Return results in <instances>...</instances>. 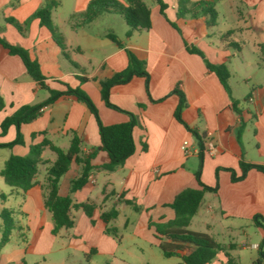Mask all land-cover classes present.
Wrapping results in <instances>:
<instances>
[{"label":"crops","instance_id":"0c3cea01","mask_svg":"<svg viewBox=\"0 0 264 264\" xmlns=\"http://www.w3.org/2000/svg\"><path fill=\"white\" fill-rule=\"evenodd\" d=\"M46 1L50 0H0V36L25 49L38 62L46 79L43 88L29 76L21 58L0 44V98L5 104L0 110V144H11L17 138L15 126L2 134L1 125L6 118L24 106L46 102L50 91H64V84L80 88L91 98L105 126L127 123L130 117L126 113L103 102L100 82L127 68L128 51L145 62L150 75L149 92L142 77H134L111 90V103L137 119L136 151L113 172L100 169L107 157L100 146L94 116L84 103L71 96L59 97L41 109L32 123L22 125L23 144L0 148L1 172L12 155L27 156L31 147L45 140L67 151L77 138L83 155H95L92 164L96 167L87 188L70 193L72 181L81 173V167L74 162L59 185V195L70 196L74 205H96L93 223L82 209L73 207V227L62 228L56 235L51 214L45 208L47 191L39 188L13 193L0 175V195L6 196L4 200L0 198V214L3 209L11 210L17 223L0 252V264H40L41 259L55 252L80 254L88 264H97L98 257L115 264H151L156 259L153 252L146 257L142 247L136 254L125 249L126 235H119V230L124 228L127 232L130 217H134L144 233L142 237L129 234L130 239L143 238L158 249L170 244L156 226L175 218L169 206L179 193L188 188L201 189L195 177L201 160L202 183L211 188L218 185V189L205 193L190 223L189 228L193 229L189 230L207 234L222 248L209 264H264L260 254L264 230L254 223L255 216L264 218V174L251 169L244 180L235 183L228 171L233 169L241 175V162L264 166V0H211L218 14L214 27L207 25V17L201 12L196 17H178V0H163L168 6L167 19L154 0L151 5L143 0L151 12V28L133 31L130 36V28L120 15L104 14L83 24L80 14L91 0H53V24L64 37L66 51L54 42L39 19H32L23 31L12 23L23 25ZM64 9L67 12L61 14L59 10ZM227 32L232 33L226 41ZM108 35H114L117 42ZM230 42L238 48L229 46ZM187 47L199 49L213 65L227 66L230 92L207 68L204 59L190 53ZM80 78L86 81L81 82ZM175 90L186 99L184 122L204 138L203 143L213 140L217 154L204 152L201 158L193 133L175 119L179 103ZM185 141L190 144L191 154L181 149ZM48 153L55 157H47ZM56 158L52 150L45 148L42 160L49 164L40 167L47 171ZM39 173L36 181L44 185L45 179L40 181ZM126 201L135 202L140 210L135 211ZM113 208L119 216L109 226L117 230L118 239L106 234L100 218ZM2 228L0 219V241ZM132 233L138 232L135 229ZM185 247L171 257L162 253L164 264H185L182 256L194 250L190 245Z\"/></svg>","mask_w":264,"mask_h":264},{"label":"trees","instance_id":"16d2710c","mask_svg":"<svg viewBox=\"0 0 264 264\" xmlns=\"http://www.w3.org/2000/svg\"><path fill=\"white\" fill-rule=\"evenodd\" d=\"M159 6L161 14L167 19L166 9L167 4L163 0H154ZM56 6L55 1H46L29 19L25 21L23 25L18 22H13L14 25L21 31L24 27H27L32 19H39L40 24L46 27L54 40V42L63 50L66 51L64 37L58 33L52 20V8ZM211 0H202L199 2H191L190 0H178V17H184L185 15H192L196 17L199 12L207 17V25L214 27L217 25L218 14L213 6ZM104 14H116L124 18L126 24L130 28L128 35L130 36L133 31L149 30L151 28V12L147 4L143 0H91L86 10L80 14L82 17V23L88 24L94 21ZM76 16H73L75 18ZM171 25L177 28L175 23L171 22ZM232 32H227L224 35V39L227 41ZM108 37L117 42V38L114 35H108ZM0 44L9 51L11 55L19 56L23 61L29 76L36 81L43 88L45 86V77L42 75L40 66L37 61L32 60L29 53L16 45H12L0 36ZM229 46L238 48L235 42H230ZM188 51L192 54L201 56L207 68L215 73L219 78L222 86L227 92H230L229 78L230 72L225 65H213L206 58L203 52L195 47H187ZM128 54V66L125 70L117 72L110 79H106L100 82L101 84V96L105 105L113 110L126 113L130 120L127 123L105 126L101 120L98 109L91 100V98L80 88H72L69 85L64 84V91H50L51 97L44 103L38 105H28L19 109L17 112L6 118L1 125L2 134H6L7 130L11 126H15L17 129V138L11 144H0L1 147L11 148L17 144H23V136L20 132V128L24 124L32 123L41 113V109L54 103L61 96H71L77 101L84 103L91 114L94 116L99 129L100 146L102 152L106 154L107 161L100 166V169L113 172L129 159L136 151L134 129L137 126V119L134 115L126 112L117 106L113 105L110 101L111 90L115 86L125 85L129 83L134 77H142L146 81V90L149 92L150 75L146 69V64L140 61L130 51ZM65 56L69 59L68 54L65 52ZM81 82H85V78H80ZM179 96L178 107L175 111V119L187 130L191 131L198 143L199 153L204 154L203 137H200L198 133L190 128L183 120L182 113L187 106L184 95L175 90ZM5 107L3 100L0 98V110ZM81 141L74 138L71 142L70 148L64 151L54 146L50 141L45 140L39 145L31 147V151L27 156L12 155L6 162L4 168L0 172V175L4 178L5 183L11 188V192L23 194L33 189H45L47 191L45 197V208L51 214V219L54 224L53 234L56 235L62 228H72L74 222L70 216L71 208L77 207L82 209L84 213L93 218L94 211L96 210L95 204H79L74 205L70 196L61 197L59 195V185L61 178L67 173L71 164L74 162L81 167V173L72 181L70 187V193L73 194L79 190L87 188L91 185L92 172L96 167L92 164V160L95 158L94 154L83 155L81 152ZM45 148H49L56 154V160L53 162L46 173L44 185H40L36 181V177L39 173V166L49 164L42 160V153ZM241 175H237L235 170L229 169L233 182H240L247 176L248 171L256 169L264 174V166L247 164L241 162ZM202 160L199 164V168L195 173L196 180L201 189H185L179 193L170 208L175 212V218L167 224L156 226L157 232L162 237L170 240V244H162L160 249L164 256L171 257L176 255L175 251H184L185 246L193 247V251L190 254L182 256V261L185 264H209L221 251V247L210 236L204 233L194 232L189 230L190 223L195 215L198 213L206 192H213L218 189L216 187L211 188L204 185L201 181ZM1 199H5L6 196L1 194ZM126 204L133 207L135 211H139L140 207L133 201H126ZM13 212L9 209H3L0 214V219L3 222L2 238L0 241V252L2 248L10 241L12 232L17 228V223L13 218ZM119 216V211L115 208L108 212H104L100 215L103 223L105 224V232L107 235H112L117 238V230L110 227L109 224ZM93 223V220H92ZM254 223L256 226L261 227L264 230V218L260 215L254 217ZM264 238L260 244V254L264 256Z\"/></svg>","mask_w":264,"mask_h":264},{"label":"rangeland","instance_id":"374dc122","mask_svg":"<svg viewBox=\"0 0 264 264\" xmlns=\"http://www.w3.org/2000/svg\"><path fill=\"white\" fill-rule=\"evenodd\" d=\"M65 1L71 2L72 0H65ZM145 2L148 5H151L152 0H145ZM50 7L52 8V10L54 9L52 5ZM59 12H61V14L64 12V14H65V12H67V9H64L62 11L59 10ZM55 23H58V22H55ZM119 29L120 28H118L117 31H119ZM51 156L55 157V155L53 153H48L47 157H51ZM39 168L41 171L39 173L38 179L40 181H43L46 178L47 171L40 166H39ZM124 220H125L124 218L121 219V221H124ZM136 222H137V219H135L134 217H130L129 223H130L131 227L129 228V230H127V232L124 231L125 230L124 228H121L119 230L120 231L119 235H121V232L126 235V238L124 239V242H123L124 248L127 250H130L136 254L139 252V247H142L143 249H145L146 257L148 256L149 253L151 254L152 252L156 256V259L151 264H164L165 259L162 255L161 250L158 249L157 247H154V245H152L151 242L148 241V243H147V242L142 240L143 238L139 239L136 237L135 239H130L128 237L129 234H132L133 236L138 235V237H142L141 235L144 233V228L139 226V225H136ZM135 229L138 232L137 234L132 233V231H134ZM189 229H193V228H189ZM27 236H28V233H27ZM115 239H118V238H115ZM17 240L22 241V239L19 237ZM136 243H138V244H136ZM72 254H73L72 256H68V254L66 252H55V253H51L50 255H47L44 259H46L48 261V263H46V264H53L52 263L53 260H66L67 264H88L87 260L84 259V257L82 255L75 254V253H72ZM28 257L34 258V256H32V255H29ZM44 259L40 260V264H45ZM95 260H96L97 264H115V263L111 262L110 260H105L102 257H98Z\"/></svg>","mask_w":264,"mask_h":264},{"label":"built area","instance_id":"2783aa9c","mask_svg":"<svg viewBox=\"0 0 264 264\" xmlns=\"http://www.w3.org/2000/svg\"><path fill=\"white\" fill-rule=\"evenodd\" d=\"M204 143V152L208 153L209 155H215L218 152V147L216 143L211 139H206ZM181 149L185 154H191L190 144L189 142L185 141L181 145Z\"/></svg>","mask_w":264,"mask_h":264}]
</instances>
